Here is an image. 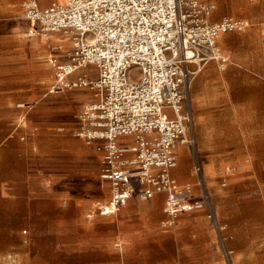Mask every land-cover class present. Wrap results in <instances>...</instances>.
<instances>
[{"label": "built area", "instance_id": "1", "mask_svg": "<svg viewBox=\"0 0 264 264\" xmlns=\"http://www.w3.org/2000/svg\"><path fill=\"white\" fill-rule=\"evenodd\" d=\"M22 5L34 33L72 38L67 51L52 47L53 88L92 91V99L74 113V133L103 153L100 176L111 196L98 212L115 214L133 196L165 193L164 227L174 226L183 212L205 208L222 232L195 135L191 90L202 63L215 60L225 67L221 35L243 30L248 22L231 15L214 20L217 5L205 0H66L45 7L23 0ZM122 137L132 140L121 142ZM179 145L189 149L193 183H181L172 173ZM222 246L226 264H233L231 251Z\"/></svg>", "mask_w": 264, "mask_h": 264}, {"label": "crops", "instance_id": "2", "mask_svg": "<svg viewBox=\"0 0 264 264\" xmlns=\"http://www.w3.org/2000/svg\"><path fill=\"white\" fill-rule=\"evenodd\" d=\"M65 1L39 3L45 7ZM224 15L238 17L219 13L217 6L213 19ZM242 19L248 22L245 29L224 33L218 41L222 52L228 54L223 53L226 62L220 68H228L229 91L227 80L223 81L220 75L210 79L211 86L207 85L206 90L196 81L192 92L195 135L204 169L209 165L214 173L208 174L209 183L216 179L223 165L231 162V157L224 153L226 137L221 118L229 115L236 140L238 117L258 114L242 112L249 108L245 102H256L254 110L261 109L264 102V14L247 12ZM30 30L22 1L0 0V264H62V260L68 259L63 253H69L63 246L79 244L91 255L90 260H96L94 264H109L113 259L111 245L116 243L122 252L124 247L119 240L131 237L125 228L127 218L142 216L148 208L159 205L163 197L165 205L166 194L157 193L149 199L133 196L119 208H124L121 215H104L98 212L91 195L82 196L78 204L76 196L73 198L67 190L51 187L47 180L54 182L60 174L50 173L47 177L42 167L47 148L45 134L57 137L58 148H65L66 144L74 148L77 139L70 132L73 120L61 118V112L70 107L61 103V93L67 90L53 88L55 72L48 58L52 47L59 48L57 45L67 40V49L58 50L64 52L72 48L73 41L69 35L50 32L53 38L47 46L36 44L28 38ZM74 112L69 114L73 116ZM131 140L122 137L120 141ZM176 153L178 165L173 168V175L181 183H193L188 147L179 145ZM233 158V162L243 161L242 157ZM187 162L191 164L189 172ZM181 176L187 179L182 181ZM67 194L68 201L63 203ZM198 261L201 262L196 264L207 262Z\"/></svg>", "mask_w": 264, "mask_h": 264}, {"label": "rangeland", "instance_id": "3", "mask_svg": "<svg viewBox=\"0 0 264 264\" xmlns=\"http://www.w3.org/2000/svg\"><path fill=\"white\" fill-rule=\"evenodd\" d=\"M211 1L217 4L221 14L231 13L241 18L247 12L264 14V0ZM51 34H48L47 39L42 33L35 32L28 38L33 43L47 46L48 41L53 38L50 37ZM67 44L68 41L63 40L62 46H57L60 50L67 49L64 48ZM191 67L196 68L195 65ZM132 73L137 78L138 69L134 68ZM220 75L223 81L227 80L228 92V68L221 70L220 64L215 60L202 63L193 80L191 93L196 81L206 90L207 85L211 86L210 79ZM53 80L54 77L51 82ZM61 94L62 105L68 104L70 107L60 115L62 119L67 117L68 120H73L74 127L70 132L77 139V145L71 148L62 143L65 148H58L60 143L57 137L45 134L47 148L42 167L47 177H50V173L60 174V178L54 182L47 180L55 190H67L73 198L76 196L78 204L82 196L91 195L98 208L97 206L108 201L111 196L110 184L100 176L103 153L76 136L74 129L78 123L74 114H69L71 110L79 111L85 102L92 99V91L76 89ZM66 94L68 97H65ZM245 104L249 108L242 112L258 114L238 117L236 140L233 138L235 133L229 115L220 120L223 135L226 137L224 153L231 157V162L223 165L216 179L209 183L215 197L219 220L225 229L220 232L213 227L205 208L181 213L174 226L164 227L162 222L166 214L163 210V197L159 205L148 208L142 216L127 218L125 228L131 237L119 240L123 243L122 252L118 250L116 243L111 245L113 259L109 264H196V261L201 262L198 260L203 259L207 260L205 264H226L222 242L231 251L233 264H264V102L258 110L252 108L257 104L254 101ZM234 156L242 157L243 161L233 162ZM201 157L203 159L202 152ZM191 164L187 162L188 172ZM210 167L205 165L206 177L208 174H214L209 170ZM180 178L183 181L187 176ZM223 183L225 185H222ZM69 194L63 198V203L68 201ZM123 209H119L115 214L121 215ZM81 246H63L69 253H63L68 259L62 260V264H94L96 260H90L91 255L82 250ZM55 263L57 264V261Z\"/></svg>", "mask_w": 264, "mask_h": 264}, {"label": "bare ground", "instance_id": "4", "mask_svg": "<svg viewBox=\"0 0 264 264\" xmlns=\"http://www.w3.org/2000/svg\"><path fill=\"white\" fill-rule=\"evenodd\" d=\"M30 34H34V31L33 30H31V32H30ZM34 36V35H33ZM206 175V174H205ZM98 207V206H97Z\"/></svg>", "mask_w": 264, "mask_h": 264}]
</instances>
